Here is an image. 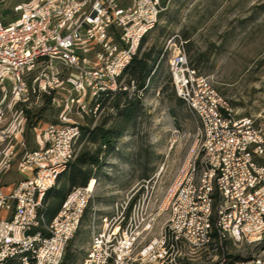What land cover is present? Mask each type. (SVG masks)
<instances>
[{
	"label": "built area",
	"instance_id": "obj_1",
	"mask_svg": "<svg viewBox=\"0 0 264 264\" xmlns=\"http://www.w3.org/2000/svg\"><path fill=\"white\" fill-rule=\"evenodd\" d=\"M165 0H27L6 24L0 14V175L17 166L23 179L0 184V264H62L86 209L90 182L70 191L50 223L39 213L73 158L79 124L37 119L39 148L27 150L26 110L51 103L85 110L87 95L117 89ZM179 39L170 60L172 85L196 120V139L168 188L170 217L160 236L155 202L134 196L104 216L93 213L90 248L81 264H184V248L231 239L264 243V137L250 118L193 66ZM63 89L67 98L58 95ZM18 145V147H17ZM24 150L19 156V151Z\"/></svg>",
	"mask_w": 264,
	"mask_h": 264
},
{
	"label": "rangeland",
	"instance_id": "obj_2",
	"mask_svg": "<svg viewBox=\"0 0 264 264\" xmlns=\"http://www.w3.org/2000/svg\"><path fill=\"white\" fill-rule=\"evenodd\" d=\"M23 1L27 0H0L3 22L17 17L13 8ZM161 7L158 22L146 35L138 55L143 58L154 48L148 58L151 72L144 88L138 89L133 80L128 84V76L121 75L116 90L87 95L85 110L77 109V104L70 110L49 103L42 113V123L58 122L61 116L78 122L79 136L71 163L83 151L91 155L99 148L105 149L102 139H91L90 130L98 126L125 128L112 151L99 153L101 166L92 167L90 186L95 188L94 198L66 250L75 257L74 264H81L89 251L93 213L111 214L117 204L120 207L132 196L135 201L153 200L155 204L148 212L155 211L157 215L156 237L170 217L165 209L167 191L196 139L195 117L172 85L170 60L179 51L180 38L186 41L191 64L230 102L235 117L252 119L264 137V0H165ZM68 95L63 89L57 96L65 99ZM127 97L140 98L139 110L130 121L116 107L120 103L122 109ZM37 133L33 127L25 133L27 150L39 148ZM23 153L20 150L19 156ZM16 168L0 175L5 189L23 179ZM68 168L56 187L64 184L69 193L81 185L71 187ZM215 247L184 248L180 259L184 264H229L226 256L232 254L239 256L234 264H264V244L228 239Z\"/></svg>",
	"mask_w": 264,
	"mask_h": 264
},
{
	"label": "trees",
	"instance_id": "obj_3",
	"mask_svg": "<svg viewBox=\"0 0 264 264\" xmlns=\"http://www.w3.org/2000/svg\"><path fill=\"white\" fill-rule=\"evenodd\" d=\"M4 23L6 24L7 22ZM145 39L146 36L143 37L140 46L138 48L137 54L133 57L130 64L126 67V69L124 70L121 76V78L125 75L128 76L127 78L128 84L131 83L132 80L135 81L137 83L138 89L145 87L146 78L150 75L151 72V66L148 63V58L150 57L151 52L154 50V48L151 51L144 53L143 58H138V55L145 42ZM124 93H126V95L128 96V92L126 90H124ZM51 97H52L51 95H46L45 98L46 102L44 106H42L41 108L35 111L26 110V114L28 117L26 133L30 128L34 126L35 123H37V119H42L43 117L42 113L45 107H47V105L51 103ZM126 99L127 101L125 102V105L122 109L120 108V103H117L116 107L121 111L120 113L124 114L126 120L130 121L135 117L136 112L139 110L140 98L127 97ZM81 129L86 130V127L81 126ZM124 129H125L124 126H121L119 129L116 128L115 126L109 128L98 126L95 127L93 130L89 131V135L92 140L95 141L96 139L100 138L104 141L105 149L99 148V150H97L94 154L91 155H89V152L83 151L77 156V159L74 162L69 163L68 175L71 182V187L76 185L83 186L91 181V179L93 178L92 167L101 166V160H100L101 155L99 153L100 152L109 153L110 151H112L115 146V141H117L118 138L122 135ZM88 155L90 157H88ZM65 172H63L59 176L58 182L61 179V177L65 174ZM67 195L68 192L64 184L59 188L54 186L46 192L44 196L43 206L39 211V213L44 216L46 223H50L53 220V218L57 215ZM86 212L84 216L86 215ZM227 255L228 256H226L227 257L226 261H230L229 264H234L239 259V256H234L232 254H227ZM68 261L69 264H74L75 257H72L69 253L66 252L62 264H67Z\"/></svg>",
	"mask_w": 264,
	"mask_h": 264
},
{
	"label": "water",
	"instance_id": "obj_4",
	"mask_svg": "<svg viewBox=\"0 0 264 264\" xmlns=\"http://www.w3.org/2000/svg\"><path fill=\"white\" fill-rule=\"evenodd\" d=\"M250 264H262L261 262H257V263H250Z\"/></svg>",
	"mask_w": 264,
	"mask_h": 264
},
{
	"label": "bare ground",
	"instance_id": "obj_5",
	"mask_svg": "<svg viewBox=\"0 0 264 264\" xmlns=\"http://www.w3.org/2000/svg\"><path fill=\"white\" fill-rule=\"evenodd\" d=\"M91 188H94V187H92V186H90Z\"/></svg>",
	"mask_w": 264,
	"mask_h": 264
}]
</instances>
